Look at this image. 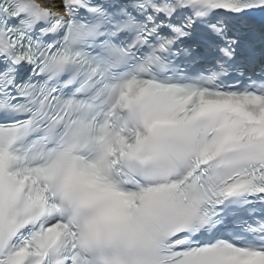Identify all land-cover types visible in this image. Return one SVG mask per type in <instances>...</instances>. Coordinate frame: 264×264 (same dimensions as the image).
Masks as SVG:
<instances>
[{
  "label": "snow or ice",
  "instance_id": "snow-or-ice-1",
  "mask_svg": "<svg viewBox=\"0 0 264 264\" xmlns=\"http://www.w3.org/2000/svg\"><path fill=\"white\" fill-rule=\"evenodd\" d=\"M257 17L0 0V264H264V65L237 59Z\"/></svg>",
  "mask_w": 264,
  "mask_h": 264
}]
</instances>
